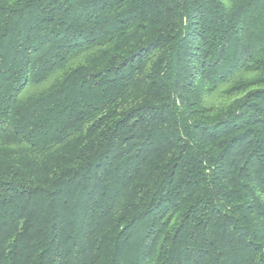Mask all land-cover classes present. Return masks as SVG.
Returning a JSON list of instances; mask_svg holds the SVG:
<instances>
[{
	"label": "trees",
	"instance_id": "1",
	"mask_svg": "<svg viewBox=\"0 0 264 264\" xmlns=\"http://www.w3.org/2000/svg\"><path fill=\"white\" fill-rule=\"evenodd\" d=\"M0 264H264V0H0Z\"/></svg>",
	"mask_w": 264,
	"mask_h": 264
}]
</instances>
